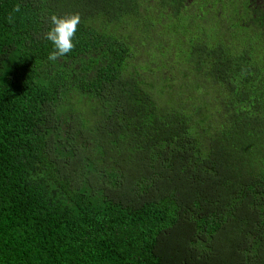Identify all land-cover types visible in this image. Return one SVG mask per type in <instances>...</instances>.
<instances>
[{
	"label": "trees",
	"instance_id": "obj_1",
	"mask_svg": "<svg viewBox=\"0 0 264 264\" xmlns=\"http://www.w3.org/2000/svg\"><path fill=\"white\" fill-rule=\"evenodd\" d=\"M255 1L0 0V264H264Z\"/></svg>",
	"mask_w": 264,
	"mask_h": 264
},
{
	"label": "clouds",
	"instance_id": "obj_2",
	"mask_svg": "<svg viewBox=\"0 0 264 264\" xmlns=\"http://www.w3.org/2000/svg\"><path fill=\"white\" fill-rule=\"evenodd\" d=\"M13 11L19 12L20 5L17 4ZM7 19L9 23L14 21L11 14ZM49 19L50 28L44 33V38L53 46V51L49 54L48 59L56 61L73 50V38L76 35L78 25L81 23V18L79 13H68L60 16L53 14Z\"/></svg>",
	"mask_w": 264,
	"mask_h": 264
},
{
	"label": "rangeland",
	"instance_id": "obj_3",
	"mask_svg": "<svg viewBox=\"0 0 264 264\" xmlns=\"http://www.w3.org/2000/svg\"><path fill=\"white\" fill-rule=\"evenodd\" d=\"M264 2L262 0H256L253 4L254 7H261ZM81 130L75 129L76 135V142L79 143V147H84L86 149V156L90 157L91 159L95 158V154L92 151V148H100L102 145V141L106 138L109 130L107 128L100 129L94 126L85 125L80 128Z\"/></svg>",
	"mask_w": 264,
	"mask_h": 264
}]
</instances>
